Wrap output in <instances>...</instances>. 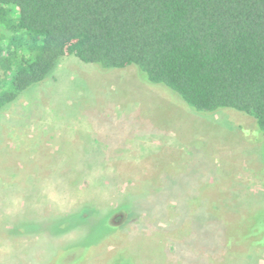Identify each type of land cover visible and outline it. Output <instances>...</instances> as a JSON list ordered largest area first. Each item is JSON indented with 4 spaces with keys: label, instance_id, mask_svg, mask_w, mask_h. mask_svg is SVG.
<instances>
[{
    "label": "rangeland",
    "instance_id": "obj_1",
    "mask_svg": "<svg viewBox=\"0 0 264 264\" xmlns=\"http://www.w3.org/2000/svg\"><path fill=\"white\" fill-rule=\"evenodd\" d=\"M59 63L0 111V264H264L253 118L196 113L133 65Z\"/></svg>",
    "mask_w": 264,
    "mask_h": 264
},
{
    "label": "trees",
    "instance_id": "obj_2",
    "mask_svg": "<svg viewBox=\"0 0 264 264\" xmlns=\"http://www.w3.org/2000/svg\"><path fill=\"white\" fill-rule=\"evenodd\" d=\"M67 55L133 65L196 113L238 111L264 137V0H0V111Z\"/></svg>",
    "mask_w": 264,
    "mask_h": 264
}]
</instances>
